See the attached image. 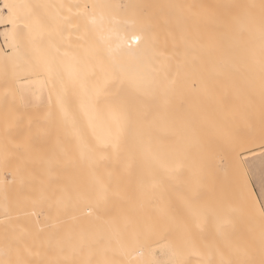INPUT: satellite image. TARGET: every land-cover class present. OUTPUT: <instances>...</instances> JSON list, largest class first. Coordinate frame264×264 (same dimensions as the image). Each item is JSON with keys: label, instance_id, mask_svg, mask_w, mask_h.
Instances as JSON below:
<instances>
[{"label": "snow or ice", "instance_id": "1", "mask_svg": "<svg viewBox=\"0 0 264 264\" xmlns=\"http://www.w3.org/2000/svg\"><path fill=\"white\" fill-rule=\"evenodd\" d=\"M24 7V56L35 72L52 77L54 87L59 82L60 120L66 122L70 115L64 103L70 85L79 89L88 125L105 117L108 131L98 136L93 129L92 138L86 128L79 130L78 158L63 147H47L40 132L53 112H30L25 86L7 65L0 68V168L13 177L2 187L0 264H264V211L257 259L255 243L243 242L239 210L231 203L232 195L240 193L254 204V181L264 195V116L245 132L212 135L188 108L173 103L184 95L188 81L199 82L211 94L240 73L239 66L229 63L227 50L219 43L206 47L202 34L214 38L215 28L244 18L259 21L264 41V0L200 5L37 2ZM118 14L125 19H117ZM197 47L206 48L199 62L191 55ZM56 68L60 71L54 72ZM242 86H258L264 103V55L258 84L248 76ZM185 99L192 106L197 103ZM161 119L179 122L189 133L171 167L125 138L128 129L134 128L137 137L150 133ZM244 144L261 149L258 176L243 156L252 147L244 149ZM70 169L84 178L73 181ZM134 169L153 175L163 170L168 179L180 181L174 212L146 222L133 218L135 210L125 207L122 193Z\"/></svg>", "mask_w": 264, "mask_h": 264}, {"label": "bare ground", "instance_id": "2", "mask_svg": "<svg viewBox=\"0 0 264 264\" xmlns=\"http://www.w3.org/2000/svg\"><path fill=\"white\" fill-rule=\"evenodd\" d=\"M247 1L249 0H75L73 4H83L85 2L91 4L96 2L118 5H126L130 3L200 5L208 3L243 4ZM23 2H20V0H0V65L8 64L16 59L15 61H18L20 66V71L18 73L19 82L25 86V91H28L32 99L31 101L34 108L31 109V112L38 115H43L49 110L53 112V119L41 128V141L44 142L47 147L54 150L63 147L71 155L78 158L76 133L79 130L86 128L88 135L92 138H94L93 129L95 135H106L108 129L105 123V117L96 118L93 121V125L89 126L88 117H86L80 110L79 89L78 87L74 88L69 85L64 93V103L70 115L66 122L60 120L57 98L60 90L59 82L57 81L56 86L54 87L52 77H50L45 71L35 72L32 63L24 56V45L21 43L20 38V29L22 26L21 17H23V15H21V10H25H23ZM259 2L260 0H250V3L259 4ZM73 11H75V9H73ZM192 11H197V9H192ZM117 19H125V16L123 14H118ZM245 21H247V23H245ZM234 22L236 24L238 23V27L239 29H242V31L239 30V32L238 29L237 32L235 31L236 26L233 27L235 25ZM248 22L249 20L241 18L233 21V26L229 24L235 33L232 32L230 27L225 28L221 26L216 28L217 31L214 29V38L210 37L207 33L202 34V43L206 47L219 43L227 50V59L229 60V63L240 67V73L235 75L232 79L238 78L239 80H243L244 77L250 76V64H259L262 55H264L263 52L261 53V50L264 49V41H262L260 37L259 21ZM239 23L241 26H243L242 23H245V29L243 27L241 28ZM246 25H248V27H246ZM223 28L230 32H222L221 30H223ZM247 28L251 29L252 32L255 31L253 32L255 35L251 38L250 31L248 30V32L246 30ZM245 31L247 32L245 33ZM114 43H116V41H114ZM250 44L257 46L258 51L260 50V52H258L256 56L254 55V57H250ZM5 45L10 47L9 51L5 48ZM133 46L135 45L133 44ZM191 55L196 58L197 62H199V60L206 55V48L201 49L197 47ZM35 59L36 57L32 58L33 61H35ZM56 71H60V69H54V72ZM65 79H67L66 76ZM120 86V82H117L115 88H119ZM115 88L113 90H115ZM202 91L203 88L199 82L193 84L191 81H188L184 90V95L178 96L173 103L176 106L183 104L185 108H188L191 111L194 118L198 117V114H201ZM185 97L195 98L197 103L192 106L188 103ZM233 102H236V107L230 105V110H232L233 113L246 110L248 105L246 104V97L237 98L236 100H233L232 103ZM0 124H2V114H0ZM125 138L128 142L136 140L139 149L145 155H157L160 160L171 167L175 163V153L180 146L187 142L189 139V133L187 128L182 126L179 122L173 123L171 120L161 119L151 126L150 133L141 134L137 137L136 130L133 128L128 129L125 132ZM99 170L104 172L106 170L105 165H99ZM68 175L73 181H78L84 178L82 175L76 174L71 169ZM12 179L13 177L10 172L6 173L0 168V189L5 182L10 183ZM180 186V181L168 179L163 170H160L159 173L153 175L149 170L141 171L140 169H134L131 183L123 189L122 193L127 197L125 207L134 208L135 215H139L138 220L141 221L146 222L159 218L157 216V205H161L164 202L159 200L158 196H177ZM250 187L255 198L254 204L251 199L240 193L232 195L231 203L235 208L233 202L237 201V207L247 211L249 216L247 236L249 237L248 239H250L249 243L254 242L256 246L259 245V232L262 223L261 212L264 211V206H262L252 183L250 184ZM241 211L239 210V212Z\"/></svg>", "mask_w": 264, "mask_h": 264}, {"label": "rangeland", "instance_id": "3", "mask_svg": "<svg viewBox=\"0 0 264 264\" xmlns=\"http://www.w3.org/2000/svg\"><path fill=\"white\" fill-rule=\"evenodd\" d=\"M23 2L22 5L26 4H33V3H51V4H73L75 0H20V2ZM32 1V2H31ZM250 3V0L245 2V3ZM22 7V8H23ZM26 11H25V10ZM24 11L21 10V15L24 16V14L28 11L27 8H23ZM25 12V13H24ZM22 18V17H21ZM229 22L227 25V28H229L233 23ZM243 22V21H242ZM247 23V21H245ZM244 23V24H245ZM250 23V21L248 22ZM231 24V25H229ZM235 24V25H234ZM234 26L238 31H242V29H239L238 23L236 24L234 22ZM240 24V23H239ZM244 24L242 23L239 26L241 28L245 27ZM221 27V26H220ZM224 27V26H223ZM248 27V25H246ZM226 28V27H225ZM223 28L221 30L222 32H227L228 30ZM231 28V27H230ZM234 28V29H235ZM250 28V25H249ZM245 29V28H244ZM243 29V30H244ZM216 30V28H215ZM232 30V28H231ZM247 31H250V38L255 35L251 29H246ZM217 31V30H216ZM235 31L232 30V32L235 33ZM239 31V32H240ZM245 31V33L247 32ZM248 31V32H249ZM230 32V31H228ZM243 33V32H242ZM253 33V34H252ZM252 34V35H251ZM256 37V36H255ZM254 38V37H253ZM252 38V40H253ZM5 48L9 51L10 47L5 45ZM257 46H253L250 44V57L256 56L258 52ZM264 53V51L261 50V53ZM16 60V59H15ZM12 60V62L5 64L8 66L10 72L14 71L15 76L17 78V82H19L18 79V73L20 71V66L19 62ZM5 65H0V68H3ZM260 62L259 64L252 63L250 64V76L255 79V81L258 84L259 77H260ZM243 80H239L238 78L235 79H229L225 81L222 87L215 89L211 94L206 93L204 90L202 91V100H201V114H198V117H195V119L198 120L200 126L202 128H205L209 131L210 134L212 135H217L219 132H228L229 130H239L241 132L247 131V128L250 124L255 123L257 126L259 125V122L264 116V103H262L261 100V95L258 86L254 89H249L246 87L242 86ZM25 98L28 101V110L31 112V109L34 108L32 104V99L28 93V91H25ZM28 93V94H27ZM240 97H246V110L240 111L238 113H233L232 110H230V105H233L236 107V102H233V100H236L237 98ZM40 106V104H39ZM246 106V105H245ZM0 114H2V107H0ZM215 125V127H209V125ZM249 147H252L251 151H243V156L246 157L250 162L253 164V168L255 171V174L258 176L261 168V149L259 146H248L247 144L243 145L244 149H247ZM253 186L259 196V199L262 203V206H264V195H261L260 189H259V183L258 181H254ZM3 187V186H2ZM3 199V194H2V188L0 189V203H2ZM159 200H162L164 203L161 205H157V216L160 217L164 213H169L171 214L176 210V208L179 206V201L177 200V196H170V197H165V196H158ZM235 204V208L239 209L241 212H238L237 215V226L238 230L241 233L243 237V242L249 243L248 239L249 237L247 236V228H248V213L246 210H243L241 208L237 207V201L233 202ZM264 209V207H263ZM2 213H3V208L0 207V219H2ZM138 215V214H137ZM136 216V215H135ZM139 216V215H138ZM138 216L134 217V219H138ZM249 233V232H248ZM249 235V234H248ZM256 250V257L257 259L259 258V245L255 246ZM193 264H196L195 260H193Z\"/></svg>", "mask_w": 264, "mask_h": 264}]
</instances>
